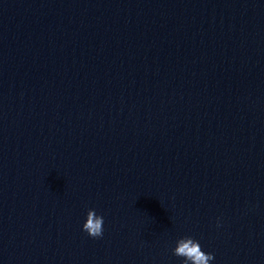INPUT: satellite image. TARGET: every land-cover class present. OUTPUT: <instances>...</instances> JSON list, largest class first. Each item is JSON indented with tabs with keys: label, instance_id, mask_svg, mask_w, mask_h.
I'll return each mask as SVG.
<instances>
[{
	"label": "water",
	"instance_id": "obj_1",
	"mask_svg": "<svg viewBox=\"0 0 264 264\" xmlns=\"http://www.w3.org/2000/svg\"><path fill=\"white\" fill-rule=\"evenodd\" d=\"M183 237L264 264V0H0V264Z\"/></svg>",
	"mask_w": 264,
	"mask_h": 264
},
{
	"label": "clouds",
	"instance_id": "obj_2",
	"mask_svg": "<svg viewBox=\"0 0 264 264\" xmlns=\"http://www.w3.org/2000/svg\"><path fill=\"white\" fill-rule=\"evenodd\" d=\"M103 224L104 218L102 216L97 215L94 209L88 210L82 231L91 238H100L103 235ZM173 255L183 258V264H210L214 259L212 254L202 251L199 242L191 237H183L177 240Z\"/></svg>",
	"mask_w": 264,
	"mask_h": 264
}]
</instances>
